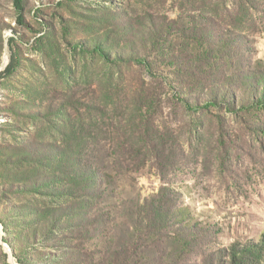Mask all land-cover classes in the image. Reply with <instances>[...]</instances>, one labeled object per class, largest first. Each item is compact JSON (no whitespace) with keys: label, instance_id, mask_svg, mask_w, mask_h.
Here are the masks:
<instances>
[{"label":"rangeland","instance_id":"374dc122","mask_svg":"<svg viewBox=\"0 0 264 264\" xmlns=\"http://www.w3.org/2000/svg\"><path fill=\"white\" fill-rule=\"evenodd\" d=\"M23 5L0 0V264L263 246L264 0Z\"/></svg>","mask_w":264,"mask_h":264},{"label":"trees","instance_id":"16d2710c","mask_svg":"<svg viewBox=\"0 0 264 264\" xmlns=\"http://www.w3.org/2000/svg\"><path fill=\"white\" fill-rule=\"evenodd\" d=\"M16 6L19 10H23L24 5H23V0H16ZM20 20H23V17L20 15ZM149 68V67H148ZM261 78H264V75L261 76ZM227 85L226 86H230V82L226 81ZM248 90V86H244V92H247ZM217 95H213L210 98H202L205 103H191L190 101L186 100V104L187 106L192 109V110H196V109H201L203 105H208L210 103H214L217 104L219 101L216 99ZM259 102L264 104V90L261 93L260 97H259ZM240 104L242 106L248 105V100L244 101V99H241ZM178 229H182V227L178 228ZM181 236V235H180ZM182 241L184 243L185 238H182ZM186 245H188V243H185ZM264 245L260 246L259 244H257L256 246H251V248L249 249L245 247V249L243 248H233L231 250V257H232V261L231 264H257L259 263L261 258H264ZM255 258V259H254ZM163 264V263H160ZM172 264H179L177 261H174ZM205 264H212L210 262L205 263Z\"/></svg>","mask_w":264,"mask_h":264}]
</instances>
